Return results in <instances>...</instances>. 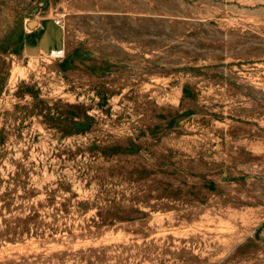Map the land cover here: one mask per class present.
<instances>
[{
  "label": "rangeland",
  "instance_id": "rangeland-1",
  "mask_svg": "<svg viewBox=\"0 0 264 264\" xmlns=\"http://www.w3.org/2000/svg\"><path fill=\"white\" fill-rule=\"evenodd\" d=\"M0 264H264V0H0Z\"/></svg>",
  "mask_w": 264,
  "mask_h": 264
},
{
  "label": "built area",
  "instance_id": "built-area-1",
  "mask_svg": "<svg viewBox=\"0 0 264 264\" xmlns=\"http://www.w3.org/2000/svg\"><path fill=\"white\" fill-rule=\"evenodd\" d=\"M49 56L51 58H62L64 56V52L62 49H52L49 52Z\"/></svg>",
  "mask_w": 264,
  "mask_h": 264
}]
</instances>
